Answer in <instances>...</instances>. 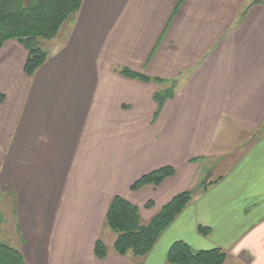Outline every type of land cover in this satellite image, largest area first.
Returning <instances> with one entry per match:
<instances>
[{
	"label": "crops",
	"instance_id": "1",
	"mask_svg": "<svg viewBox=\"0 0 264 264\" xmlns=\"http://www.w3.org/2000/svg\"><path fill=\"white\" fill-rule=\"evenodd\" d=\"M44 50L28 76L27 50L0 46V196L27 264H167L176 241L264 264V0H82ZM186 189L149 252L114 251L113 196L145 223Z\"/></svg>",
	"mask_w": 264,
	"mask_h": 264
},
{
	"label": "trees",
	"instance_id": "2",
	"mask_svg": "<svg viewBox=\"0 0 264 264\" xmlns=\"http://www.w3.org/2000/svg\"><path fill=\"white\" fill-rule=\"evenodd\" d=\"M82 0H0V46L9 40L20 43L28 52L24 71L28 76L44 63L47 52L41 41L56 36L63 23L71 19L79 10ZM123 74L143 77L128 69ZM168 92L157 93L158 105ZM1 99V95H0ZM156 115V114H155ZM175 174L171 166H163L139 177L131 189L145 185H158ZM203 185V187L206 186ZM193 189L183 190L164 203L147 222L141 220L136 205L119 196H113L107 206L104 225L116 234L113 249L119 255L131 252L143 256L151 250L160 234L193 198ZM152 202L145 203V207ZM207 234L209 229L198 227ZM93 255L102 258L106 255L104 243L97 239ZM226 253L218 248L196 250L183 241L174 242L167 251V264H223ZM0 264H27L19 249L0 241Z\"/></svg>",
	"mask_w": 264,
	"mask_h": 264
},
{
	"label": "rangeland",
	"instance_id": "3",
	"mask_svg": "<svg viewBox=\"0 0 264 264\" xmlns=\"http://www.w3.org/2000/svg\"><path fill=\"white\" fill-rule=\"evenodd\" d=\"M48 41L49 40L41 41L43 49L46 48ZM206 174L207 173H205V175ZM204 177L202 181L204 180ZM15 226H16V220H15L14 212L11 206L8 204V200L0 196V241L11 247H17L16 239H15V230H16Z\"/></svg>",
	"mask_w": 264,
	"mask_h": 264
},
{
	"label": "water",
	"instance_id": "4",
	"mask_svg": "<svg viewBox=\"0 0 264 264\" xmlns=\"http://www.w3.org/2000/svg\"><path fill=\"white\" fill-rule=\"evenodd\" d=\"M207 175H208V174L205 175L203 182H206V181H207V178H208Z\"/></svg>",
	"mask_w": 264,
	"mask_h": 264
}]
</instances>
